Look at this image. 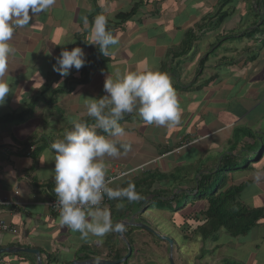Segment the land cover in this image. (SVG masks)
I'll return each mask as SVG.
<instances>
[{
    "label": "crops",
    "instance_id": "0c3cea01",
    "mask_svg": "<svg viewBox=\"0 0 264 264\" xmlns=\"http://www.w3.org/2000/svg\"><path fill=\"white\" fill-rule=\"evenodd\" d=\"M127 13L132 17L120 22L117 17ZM100 14L106 16V28L119 43L99 63V45L93 44L90 32ZM257 15V0H55L31 16L29 24L17 28L9 42L15 52L3 77L10 93L0 104V199L11 202L0 208V222L16 233L0 232V248L43 250L57 264L80 262L84 255L113 261L111 257L127 247L124 233L133 228L128 224L137 223L158 234L174 233L172 237L184 249L188 245L181 238L185 225L176 226L169 212L157 215L149 210L156 202L151 195L145 197V189L137 192L138 201L117 207L121 202L113 200L106 206L114 225L127 224L122 230L125 241L116 231L100 243L94 237L85 241L79 232L62 226L59 215L48 209L57 200L51 144L63 139L73 119L93 120L86 114L85 99L106 95L104 84L110 74L117 70L167 73L182 109L180 123L171 128L148 125L137 112L125 115L120 124L127 134L122 139L131 143V151L119 158L106 157L105 164L108 178L129 173L113 188L156 175L162 181L152 190L173 188L186 196L201 174L218 167L237 129L264 130V34L243 38L260 24ZM75 47L83 50L87 64L62 77L53 71L56 57ZM251 168L237 173L232 183L244 184L240 196L244 205L263 209L264 157ZM184 179L189 187L180 182ZM206 205L195 203L193 212L204 211ZM136 229L130 237L140 250L138 264L141 259V264H162L160 260L166 258L168 262L169 245L157 243L145 229ZM220 249L223 252L214 256L217 263L222 264L227 255L235 263L264 264V220L245 237H228ZM6 256L11 255L1 256L0 264L32 263L31 258ZM41 258L45 261V255Z\"/></svg>",
    "mask_w": 264,
    "mask_h": 264
},
{
    "label": "clouds",
    "instance_id": "9594fccd",
    "mask_svg": "<svg viewBox=\"0 0 264 264\" xmlns=\"http://www.w3.org/2000/svg\"><path fill=\"white\" fill-rule=\"evenodd\" d=\"M54 3L55 0H0V104L10 93V86L3 77L9 57L15 52L9 43L15 30L29 24L31 16ZM106 25V16L97 15L90 32L93 44L99 45L105 57L111 55L113 46L119 43ZM86 64L81 48L70 51L65 48L56 57L53 71L66 77L71 69L79 71ZM104 91L106 95L99 99H85L86 114L94 123L73 119L72 127L64 131L63 139L51 144L59 223L79 232L82 240L94 237L97 243L110 232L123 230L122 225L113 224L109 208L102 206L105 196L121 201L117 207H123L125 199L135 202L141 198L134 184L110 187L112 180L108 178L105 158H119L132 148L131 143L122 139L127 133L120 121L125 115L137 112L145 124L171 128L180 123L182 113L172 80L164 72L121 73L117 70L114 76L110 74L106 78Z\"/></svg>",
    "mask_w": 264,
    "mask_h": 264
},
{
    "label": "trees",
    "instance_id": "16d2710c",
    "mask_svg": "<svg viewBox=\"0 0 264 264\" xmlns=\"http://www.w3.org/2000/svg\"><path fill=\"white\" fill-rule=\"evenodd\" d=\"M257 10V16L260 18V24H258L257 28L249 31L250 34L243 38H252L258 33L264 34V0H257ZM132 15V13L121 14L117 18L120 22H125L129 20ZM98 51V60H100L99 63L101 61H105V57H103L100 49H98ZM201 66H203V61L201 62ZM85 121L94 123V120ZM263 157L264 130L256 132L247 128H240L235 131L233 138L230 140L229 149L227 153L222 155L218 167L213 172L201 174L199 178L191 184L192 189L190 191H186V199L188 201L183 206H179L176 202L178 200V196H182L183 194L177 193V191H174L173 188H170L171 186L169 187L170 189H165V191L161 189L152 190V188L156 185V182L162 181L161 177L151 175L143 177L141 180L139 179L137 182L132 184L135 185L136 192H139L140 189H145V197L150 195L152 196V201L157 203V215H160L162 212H169L172 214V219L176 226L185 225V230H181L183 243L190 244L195 242V240L197 241V239L201 240L202 243L208 241L215 243L218 241L220 237L219 234L221 233H224L230 238L238 239L247 236L252 229L259 225L261 220H264V208L250 209L244 205L240 201L244 184L234 185L232 181L234 177H236L237 173L244 172L249 169L251 170V167L261 161ZM239 165L243 166L241 171H239ZM171 177H173V175ZM167 178L170 179V177ZM176 182L173 184H176ZM180 182L186 183V185H184L187 187L190 186L187 179ZM189 199H191V202H189ZM115 201L113 202L112 200L111 204L115 203ZM122 202H127V200L125 199ZM199 202H206L207 207L204 211L194 213L193 206L195 203ZM186 205H189L188 210L186 209ZM152 208L153 207H150L149 210H153ZM158 217L160 218V216ZM129 230L131 233H134L138 229L129 228ZM130 234L124 233V236L132 249V255L123 264H130V262L138 264V261L140 260H138L140 250L135 248V240L133 237V239L130 237ZM172 234L174 233H171L170 236H166L160 233V235L168 237L174 241L176 252L181 251L182 248L172 237ZM152 237L157 243H162L153 235ZM40 252L41 256L45 255V261L43 259V264H57L56 258H50L43 250ZM127 253L128 248L125 246L124 251L118 253L116 252L115 256L111 257V260H121L127 255ZM6 257H18L26 260L31 258V264H36L34 257L25 254H17ZM87 260H90V256L84 255V257L80 259V262ZM160 263L169 264L167 262V258L165 260L161 259ZM61 264L71 263L68 262Z\"/></svg>",
    "mask_w": 264,
    "mask_h": 264
},
{
    "label": "rangeland",
    "instance_id": "374dc122",
    "mask_svg": "<svg viewBox=\"0 0 264 264\" xmlns=\"http://www.w3.org/2000/svg\"><path fill=\"white\" fill-rule=\"evenodd\" d=\"M199 164L201 166L203 165V163H199ZM202 169L198 170L199 173L202 171ZM242 169H243V166L239 165V171H241ZM192 172L193 171H190V174ZM187 201L188 200L186 199V196L182 195V196H178V200L176 202L179 206H183ZM189 202H191V199H189ZM155 205H153V208H152L154 213L157 212V203H155ZM150 220L152 222L153 221L155 222L156 218L154 216H151ZM219 236H220V239H219V241H217L218 243L217 242L213 243L211 241L202 243L201 240H198V239H197V241L195 240V242L188 244L184 249H182V251H179L181 253L180 258L177 256V252L174 249L173 250V257L176 259L177 264H221V263H217L218 261H217V259L214 258V256L216 257L217 254H220L221 252H223L222 249H220V248H221V245H224L227 242L228 237L224 233L219 234ZM147 240L149 241L150 239L147 238ZM197 242L200 244H198ZM217 246H219V247L217 248ZM168 256H169V254H168ZM226 256H224L221 259L222 264H243L241 261L235 263L234 259H232L229 256H227V257ZM200 257H203V258H200ZM143 261L144 260L141 259V263Z\"/></svg>",
    "mask_w": 264,
    "mask_h": 264
},
{
    "label": "water",
    "instance_id": "95a60500",
    "mask_svg": "<svg viewBox=\"0 0 264 264\" xmlns=\"http://www.w3.org/2000/svg\"><path fill=\"white\" fill-rule=\"evenodd\" d=\"M116 224H120L123 227L127 226V224H125V223H123L121 221L117 222ZM128 226L133 227V228L145 229L148 232L152 233L159 240L167 243L169 245V256H168L169 264H175V260H174V257H173L174 242L170 238L162 236V235L156 233L149 226H147L145 224L131 223V224H128ZM116 232H117V235L119 237H121L125 241V239L123 238V235H122V231H116ZM125 243H126L127 248H128V253L121 260L108 261V260L90 259V260L83 261V262L74 261L71 264H97V262H99V264H123L132 255V249H131L130 245L126 241H125ZM16 254H25V255L34 256L35 260H36V264H43V261H42L41 254H40L39 250H32V249H27V248H22V247H7V248L0 249V257L4 256V255H16Z\"/></svg>",
    "mask_w": 264,
    "mask_h": 264
},
{
    "label": "built area",
    "instance_id": "2783aa9c",
    "mask_svg": "<svg viewBox=\"0 0 264 264\" xmlns=\"http://www.w3.org/2000/svg\"><path fill=\"white\" fill-rule=\"evenodd\" d=\"M189 145L190 144H188L187 146H189ZM128 175H129V173H120V174L116 175L115 177L110 178L112 180L110 187L114 183H116L120 179L127 177ZM16 195H17V193H16ZM111 201L112 200H109L105 196L104 200L102 201V206H108L111 203ZM9 205H11V202L9 201V199H0V208L6 207ZM48 209H49L51 214L59 215V207L56 205V200H53L48 204ZM0 232L1 233H8V234H15L16 233L15 229L11 228L10 226H8L7 224H5L3 222H0Z\"/></svg>",
    "mask_w": 264,
    "mask_h": 264
}]
</instances>
